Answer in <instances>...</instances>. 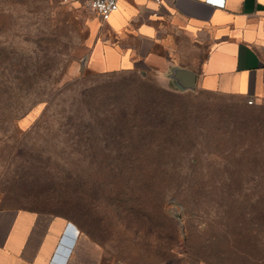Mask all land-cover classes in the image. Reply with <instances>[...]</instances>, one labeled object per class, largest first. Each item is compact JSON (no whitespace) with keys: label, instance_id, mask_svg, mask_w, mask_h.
<instances>
[{"label":"rangeland","instance_id":"1","mask_svg":"<svg viewBox=\"0 0 264 264\" xmlns=\"http://www.w3.org/2000/svg\"><path fill=\"white\" fill-rule=\"evenodd\" d=\"M102 27L78 2L0 0V207L70 220L79 264H264V102L148 69L98 76ZM139 91L163 106L160 133L94 120L98 96L106 111ZM72 125L93 128L80 148Z\"/></svg>","mask_w":264,"mask_h":264},{"label":"crops","instance_id":"2","mask_svg":"<svg viewBox=\"0 0 264 264\" xmlns=\"http://www.w3.org/2000/svg\"><path fill=\"white\" fill-rule=\"evenodd\" d=\"M99 19L92 71L179 68L195 88L264 102V0H121ZM80 234L64 217L0 207V264H79Z\"/></svg>","mask_w":264,"mask_h":264},{"label":"trees","instance_id":"3","mask_svg":"<svg viewBox=\"0 0 264 264\" xmlns=\"http://www.w3.org/2000/svg\"><path fill=\"white\" fill-rule=\"evenodd\" d=\"M124 72V71H120ZM120 72H105V73H95L98 76H104V75H116ZM126 72V71H125ZM143 85H140L142 87ZM141 91L137 93H127L126 95H123L124 102L122 103V106L119 107L112 106L110 109L104 111L103 108V98L98 96L95 99V108H93L92 113L94 114V120L97 121L100 118V115H105V113L114 114V112H118L119 114L122 113L124 115V120L131 122L132 128L137 130L139 133L143 132L146 133L148 131H151L152 134L160 133L159 131L161 129H165V119H164V113L160 109L159 106L160 102L156 99H153V96L150 97V100H146L143 98ZM128 95V96H127ZM163 107V106H162ZM116 110V111H115ZM78 114H82V109L76 110ZM45 115V113H44ZM124 125H126L125 122H123ZM101 128V132L104 133L106 136H113L115 133L122 134L124 133V129H117L116 127L106 126L105 124L99 123ZM66 132L71 133V136L73 137L75 145L77 147H81L83 145V142L85 139L88 138V134L93 133L92 126H73L69 129H66ZM29 209V208H28ZM70 221V220H69ZM174 238L170 237L169 243L174 242Z\"/></svg>","mask_w":264,"mask_h":264},{"label":"built area","instance_id":"4","mask_svg":"<svg viewBox=\"0 0 264 264\" xmlns=\"http://www.w3.org/2000/svg\"><path fill=\"white\" fill-rule=\"evenodd\" d=\"M63 1L67 4L74 2L81 3L86 7L90 8L102 20L107 21L114 12L118 11L121 0H63ZM248 103L253 104L254 102L253 100H248Z\"/></svg>","mask_w":264,"mask_h":264},{"label":"water","instance_id":"5","mask_svg":"<svg viewBox=\"0 0 264 264\" xmlns=\"http://www.w3.org/2000/svg\"><path fill=\"white\" fill-rule=\"evenodd\" d=\"M171 78L176 82V84L185 90H192L195 88V78L191 72L182 69H175L171 73Z\"/></svg>","mask_w":264,"mask_h":264}]
</instances>
